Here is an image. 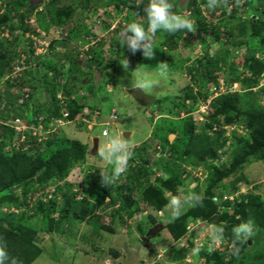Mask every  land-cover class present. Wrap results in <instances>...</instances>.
Returning a JSON list of instances; mask_svg holds the SVG:
<instances>
[{"label":"rangeland","instance_id":"374dc122","mask_svg":"<svg viewBox=\"0 0 264 264\" xmlns=\"http://www.w3.org/2000/svg\"><path fill=\"white\" fill-rule=\"evenodd\" d=\"M5 1L0 0V15L7 10ZM9 1L15 2V0ZM79 1L81 0L62 1L75 9L71 22L65 26L52 24L43 27L40 15H44L45 20L48 18L45 13L50 0H43L41 4L35 5V9L28 14L29 17L21 26L26 28L25 32L22 33L20 27L11 33L9 31L11 21L0 26V43L4 40L13 42L22 33L20 44L18 43L14 48L16 54L14 59H18L19 63L24 61L25 67L24 71L20 72L19 80L22 83L17 86L12 88L8 84L11 76L9 80L5 79L10 72L0 80V125H10L18 118L20 123L15 122V126H23L26 119L24 109H28V105L32 110L27 111V116L30 117V114L32 116L27 118V121L42 124L43 122H38L37 119L40 116L44 117L43 125L49 123L50 120L44 115L32 112L41 106L46 109L48 105L50 98L48 90L53 86L49 79H44L43 76L44 68L47 66L55 65L57 71L68 74L73 64L80 72V81L86 80L85 85L74 89L69 97L66 96L71 102L80 101L81 98L86 99L82 111L72 121L69 120V123L57 127L56 131H53V127L50 128L49 125L48 128L45 127L40 131H31L30 133H35V136H31L33 138L29 148L23 150L28 157L33 158L47 153L46 142L50 139L65 140L66 145L71 141H79L86 147L84 158L70 167L69 176L64 182L53 178L42 187L35 185L34 190L26 194L22 187L13 190L11 194L22 204L18 202L5 204L0 207V215L23 214L21 223L35 232L33 242L42 252L32 264H213L199 254L193 255L190 250H187L185 258L179 260H175L174 257L172 259L171 253L185 249L181 247L185 243H190L192 246L194 242L197 245L204 243L203 249L207 251L211 234L210 230H202L201 225L207 223L225 227L229 223L223 221L213 224L210 220L189 218L186 220L185 233L174 241L165 230V225L168 223L167 211L161 216L164 207L157 210L148 205L144 201L143 191L149 186L160 187L163 189L167 203L172 195L178 194L177 190L181 187L186 193L194 192L207 197L208 183L214 178L213 168L230 167L237 149L235 137L250 139V131L241 123L225 126L220 122L221 125H213L211 129H207L205 125L213 121L208 116L210 109L215 105V97L227 91L231 93L245 91L242 90L237 79H242L247 73L242 64L248 46L256 45L258 50L255 58L264 60V45L259 46L264 33L240 47H231L228 43V29L246 22L256 13L260 14L264 11V7L261 4L247 6L249 0H239L238 4L236 0H230V9L217 8L213 12L206 9L201 0H194L195 4L192 6H188L190 0H169L173 4V12L191 19L196 28V17L193 12L198 7L201 16L210 27L206 36L203 35L200 41L196 33L181 32L180 38L172 39L166 32H157L154 37L155 56L153 59H145L139 51L133 55L127 46L123 47L118 38V33L127 24L143 21L138 19L129 6L116 10L114 5L105 6L107 0H92L87 9L77 6ZM136 3L146 9L149 0H136ZM75 29L80 33L86 31L87 34H82L84 36L81 39L73 37L71 30ZM168 39L176 40L174 42L177 46L167 44ZM63 42H68V46H60ZM23 46L28 49H24ZM30 51L39 52V55L32 58L29 55ZM206 51L217 55L221 60L220 70L216 71L220 83V89L217 91L210 85L197 87L190 77L193 69L203 64L202 59ZM100 57L103 62L98 66L97 61ZM125 59L128 60V67L125 66ZM160 63L168 64L167 73L163 77L158 75L160 70L157 66ZM145 74L148 79L157 81L152 89L145 92L153 102L156 101L148 106L140 105L128 93L135 87L136 79ZM256 81L257 83L251 88L252 91L241 94L242 108L248 106L264 108V75ZM56 84L59 85L56 97L60 94L64 99L62 89L65 78H60ZM19 86V92L23 87L28 89V97L22 103L18 101L21 96L18 95L16 87ZM188 87H192L197 95L195 104H192V101L191 104L185 103L191 108L182 104L183 92ZM8 91L11 97L9 99L5 96ZM57 105H60L59 102ZM217 119L221 121L220 117ZM190 120L196 126L197 132L203 129L209 136L219 137V143L221 140L225 141L223 149L217 150L218 158L206 157L198 160L196 156L183 154V149L179 147L173 149L177 140L185 141L181 132L184 124ZM103 130H106L109 136L123 134L126 139H131L135 149L127 172L131 167L137 168L141 162L146 161L147 163L143 162L144 165H141L142 169L145 167L146 174L144 178L128 183L126 172L113 186H103L104 191L99 192L98 196H86V185L101 182L100 172L112 171L110 165L94 157L97 149L94 152L92 139L98 138V147L99 142L106 140L101 134ZM20 134L7 138L6 142L14 138L20 139ZM25 146L26 144L23 145ZM3 153L11 156L10 150L5 147ZM168 161L174 163V166L169 167ZM173 174L179 177V184L173 192H170L162 187V183ZM241 176L243 179L240 178ZM64 183L70 186L69 198L73 199L67 207H64L65 200L56 195L57 188L65 187ZM121 185H125L122 195L132 197L130 212L124 210L121 198H116L115 189ZM74 189H77V192H74ZM107 192L112 195L107 196ZM212 192L216 200L217 215L225 211L231 212L233 206L250 193L259 194L264 202V160H248L237 173L220 181ZM53 195L57 198L54 207L47 202L53 198ZM41 196H44L45 204L42 210H36V201ZM226 203H229L228 207L223 208L222 205ZM189 207L191 206L185 208L183 214ZM48 208L51 209L49 216L45 212ZM61 209H65L66 214L60 229L48 230V217L58 219ZM235 219H238V216ZM240 223H234L233 227ZM232 229L230 228L228 232L233 235ZM257 238L261 241L256 243ZM223 240V244L217 246L216 251L224 253V264H230L235 257L229 251L231 242L225 235ZM248 242L244 252L264 248V233L256 228V234ZM242 253L237 257L238 259Z\"/></svg>","mask_w":264,"mask_h":264},{"label":"trees","instance_id":"16d2710c","mask_svg":"<svg viewBox=\"0 0 264 264\" xmlns=\"http://www.w3.org/2000/svg\"><path fill=\"white\" fill-rule=\"evenodd\" d=\"M62 1L65 0H50L49 4L46 6L45 13L48 18L45 20L43 19L45 16L40 15V20H42L41 22L44 24L43 27H48L52 24L65 26L71 22L75 9L69 5H65ZM91 1L92 0H81L77 6H82L88 9L91 5ZM201 1L203 4H206V0ZM5 3L7 5V10L0 15V26L6 25L9 21H11L12 25L9 26V31L12 33L16 28H20L23 25L24 20L29 17L28 14L35 9V5L31 6L32 0H26L24 2L15 0V2L12 3L9 0H6ZM194 4V0H190L188 6H192ZM246 4L247 6L261 4L264 7V0H249ZM37 5L38 4H36V6ZM108 5H114L116 10H120L124 6H129V8L136 14L143 17L146 15L145 9L142 6L137 5L136 0H107L105 2V6ZM200 12L201 11L198 7H196L193 12L196 17V37L198 41L202 39V36L207 33L208 27H210V24L205 21ZM141 24H144V26L147 27L146 17L143 18ZM21 29L22 33L26 30V28L22 27ZM228 30V43L231 47L247 45L249 40H252L264 33V11L258 15L257 13L252 15L246 22L239 23ZM71 31L72 36L79 39L83 38L84 35L82 34H87L86 31L80 33L77 29ZM21 34L18 35L13 42L4 40V42L0 43V80L15 63L14 55L16 54L14 52V48L18 43L20 44L22 40ZM180 34L181 32H177L175 35H171L170 37L172 39L177 37L180 38ZM174 41L168 39L167 44L177 46V43ZM68 44V42H63L60 43V46L65 47L68 46ZM53 45L54 43L52 46ZM263 45L264 37L261 39L259 46ZM23 47L24 49H28V47ZM257 50L256 45L253 47L248 46V49L244 54L242 66L247 73H245L242 79H237V82H239L242 90L245 91H242L241 93L236 91L231 93L227 91L215 97V105H213L214 107L212 106V109H210L208 116L210 119H213V121H211V123L208 122V124L205 125L207 129H211L213 125L219 126L221 123L225 126L241 123L247 130L250 131V139L244 140L240 137H235L237 149L233 155L230 167L221 169L216 167L213 168L214 178L208 183L206 189L208 195L207 197H203L202 206L189 207L185 214L181 215L175 221L168 222L165 225V230L169 233L170 237L174 239V241L185 233L186 220L189 218L210 220L213 224H218L223 221L228 222V226L222 227L220 225L219 227L224 229L223 235L228 237L230 242L233 239V235L228 232L229 229L233 228L234 223L244 222L248 219L254 220L256 228H258L260 232L264 233V202L259 194H248L246 197H243L238 204L233 206L231 212L225 211L221 215H217V205L212 200L214 197L212 191L220 181L237 173L240 168L243 167V164L248 162V160H264V108H255L251 106L242 108L240 105L243 98V95L241 94H245L247 91L251 90V88L257 83L256 80L264 75V60L255 58ZM32 53L33 52L30 51L29 55L33 58ZM32 58H30L31 61H34ZM202 61L203 64H200L193 69L190 73V77L197 87L203 88L206 85H210L215 91H217L220 89V83L217 80L216 71L220 70L221 60L217 55L206 51V55ZM202 61H200V63ZM102 62L103 61L100 57V60L97 61L98 66L101 65ZM44 70V79H49L53 86L52 89H47L50 91V98L46 109L41 106V108H35L32 112L44 115L45 118L50 120L51 118L60 116L59 106L57 105L58 100L56 98L57 87L59 85L56 84V82L60 78H65V84L63 85L62 90L64 96L69 97L74 89H79L85 85L86 80L80 81V72L73 64L68 71V74H63L57 71V69H55V65L47 66ZM201 94L202 93H199V95ZM250 94L251 93H249V95ZM5 96L7 99L11 98L10 92L8 91ZM196 96L197 95L193 92L192 87L186 88L183 92L182 104L186 105V102L187 104H191V101L192 104H195ZM85 100L86 99L81 98L80 101H67L69 120L75 118V116L82 111L86 104ZM153 103H156V101ZM28 106L29 108L25 110L26 112H31L32 107L30 105ZM187 107L191 108L190 106ZM217 117H220L221 121H219ZM0 130V207L14 202L22 204L21 201L19 202L18 199L11 194L16 188L22 187L23 192L26 194L29 191L34 190L35 185L38 184L42 187L53 178L64 182L69 176L70 167L73 164H77L84 158V151L86 150V147L79 143V141H71L68 145H66L65 140L61 141L54 139H50L46 142V149L48 150L45 155H36L35 157L30 158L24 152L17 151L12 152L11 156H6L3 153L4 147L7 143L6 139L11 138L14 133L10 128L3 125H0ZM181 134L185 137V141L177 140L174 143L175 145L173 146V149L176 150L179 147L183 149V154L196 156L198 160H203L206 157H210L212 159L218 158L217 150H222L224 146L223 144H225V141L222 140L221 143H219V137H211L203 129L197 132L196 126L191 120L184 124ZM4 139L5 142L3 143ZM131 162L132 160L129 161V164ZM143 162L147 163L146 161ZM143 162H141L140 166L137 168L131 167V169L127 172L126 181L128 183H133L144 178L146 171L145 167L144 169L141 168ZM167 163L169 167L174 166V163L171 161H168ZM240 178L243 179L242 176ZM178 180L179 177L176 174H173L172 176L170 175V177L162 183V187L167 191L173 192L179 184ZM65 184L66 183H64V185ZM124 186L125 185H121L115 189L116 198H121L124 210L130 212L132 197L130 195H122ZM69 190V185H65V187H58L56 190V195L65 200L64 207L69 206L73 200L69 198ZM102 191H104V187L100 181L99 183H90L85 187L86 196H98L99 192ZM111 195L112 194L110 192H107V196L110 197ZM143 198L148 205L157 210H161L167 204V199L163 195V189L160 187H147L143 191ZM56 199L55 195H53V198L48 201L49 204L54 207L56 205ZM44 204V202L38 199L36 201V210H42ZM228 204L229 203L222 205L223 208L228 207ZM50 211V208L45 210L47 216H49ZM65 214L66 210L61 209L58 219L48 217V230H59L62 222L64 221ZM236 216H238V219H235ZM22 218L23 214L15 215L10 213L0 215V237L7 242V251L10 258L15 257L18 264H32L35 259L40 256L42 250L33 242L35 232L21 223ZM260 241V238L255 240L256 243ZM248 244L249 242L247 241L246 243L240 245V254L243 252L241 257L238 259L237 256H235L231 260L230 264H264V248L253 252H244ZM223 254L224 253H220L219 251H214L212 254H208V251L204 249L199 252V255L205 257L207 262L212 261L213 264H224ZM186 256V249H179V251L171 253V258L173 259L174 257L175 260L183 259ZM167 257H170V255H167ZM6 264H9V262H6Z\"/></svg>","mask_w":264,"mask_h":264},{"label":"clouds","instance_id":"9594fccd","mask_svg":"<svg viewBox=\"0 0 264 264\" xmlns=\"http://www.w3.org/2000/svg\"><path fill=\"white\" fill-rule=\"evenodd\" d=\"M236 3L238 4L239 0H236ZM205 7L206 9L214 12L217 8L230 9L231 4L230 0H206ZM172 9L173 4L170 3L169 0H149V3L145 9L146 15L144 16L146 17L147 27H145L144 24L138 22H131L127 24L118 33L120 43L123 45V47L127 46L128 50L133 55L139 51L142 53V56L145 59H153L155 56L154 49H156V47H154V37L156 36L157 32L163 31L169 35H175L177 32L196 33L194 22L183 15L175 14ZM136 15L138 19L144 18H139L138 14ZM33 53L32 56L35 57ZM124 63L125 66L128 67L127 59H125ZM157 68L160 70L158 75L163 77L167 73L168 64L160 63ZM156 83L157 81L148 79L147 74H145V76L136 79L135 89L141 90L143 93H145L147 90L152 89ZM10 86L13 88V85ZM18 95L20 96L19 93ZM28 112L25 110V121H27V118L31 117V115L30 117L27 116ZM59 114L60 116L56 118L61 117L60 109ZM16 119L12 121L13 125ZM12 124L6 126H8V128L13 131V135H16ZM108 125L109 123L106 124V126ZM102 136L106 137V140L99 142L98 147L96 146V148H93V150L95 152L97 149L96 155L94 157H98L102 162L112 167L111 173L100 172L102 177L101 184L105 187H108L113 186L117 180L127 172L129 161L134 156L135 144L130 138L126 139L123 134L109 136L106 132L105 135L102 134ZM95 139L98 143V138L94 137L92 139L93 146ZM6 147L7 145L5 148ZM94 152L91 151L92 154H94ZM80 190H82V188ZM177 191L178 194L172 195L170 197L168 203L164 206V209H162L160 213V215L163 216L165 211H167V222H173L178 219L183 214L186 207L202 206L203 204V197L200 194L194 192L186 193L183 187L179 188ZM74 192H77V189H74ZM43 197L41 196L39 198L42 202L44 199ZM213 202H216L215 198H213ZM201 229L210 230L211 242L208 244L207 251L208 254H212L217 250V246L222 245L224 242V229L217 225H208L207 223H203L201 225ZM232 232L233 239L229 245V251L231 255L238 257L241 252L240 245L249 241L256 234L255 222L252 219L241 222L240 224L233 227ZM200 251L201 247L196 246L192 249V254L198 255ZM6 262H9V264H18V261L15 257H9V253L7 251V242L2 237H0V264H6Z\"/></svg>","mask_w":264,"mask_h":264},{"label":"built area","instance_id":"2783aa9c","mask_svg":"<svg viewBox=\"0 0 264 264\" xmlns=\"http://www.w3.org/2000/svg\"><path fill=\"white\" fill-rule=\"evenodd\" d=\"M34 56H38L39 55V52H34L33 53ZM24 61H21L20 63L18 62V59H15V63L14 65L10 68V70L8 72H10L9 74L6 75L5 79L6 80H9L8 78L11 76V79L9 80V85H13V86H17V84H20L22 83L19 78H21V73L20 72H23L24 71ZM18 88L19 87H16L17 89V92L18 91ZM20 98L18 99V101L20 103H22L24 101L25 98L28 97V89L25 87L21 88L20 89ZM58 100H59V106H60V113H61V117L60 118H51L49 123L47 125H43L44 123V117H38V122L41 121L42 124L39 123L36 124V123H31L30 121H25V123H23L24 125L21 126V127H17L14 125H12L13 129H14V132L15 134L17 135L18 133H21V138L20 139H12L11 141H8L7 142V147L6 149L7 150H10V152H17V151H20V150H27L29 148V144L31 143V140L33 137L31 136H35V133H30L31 131H34V130H42L43 128L47 127L48 125L51 127H53V131L56 130L57 127H61L63 125H65L66 123H69V113L67 111V106H68V99L64 96L62 99V97L60 96V94L58 95ZM43 120V121H42ZM15 122L17 123H20V120L19 119H16ZM37 126H38V129H37ZM48 128V127H47ZM90 128V127H89ZM18 132V133H17ZM106 131H103L102 134L105 135ZM15 140H18V141H15ZM26 144L25 147H23V145ZM191 227V225H189ZM188 226V228H189ZM181 240V239H180ZM184 244V243H182ZM203 245L204 243L202 244H199L197 245L196 242L193 243L192 246H190V243H185V245H182L181 247L182 248H185L186 250H190L192 252V249L196 246H200L201 247V250L203 249ZM188 261V260H187Z\"/></svg>","mask_w":264,"mask_h":264},{"label":"water","instance_id":"95a60500","mask_svg":"<svg viewBox=\"0 0 264 264\" xmlns=\"http://www.w3.org/2000/svg\"><path fill=\"white\" fill-rule=\"evenodd\" d=\"M42 0H32V5L34 6L36 4L41 3ZM129 95L140 105L148 106L153 102V99H151L149 96H147L145 93H143L141 90L135 89V87L131 88L129 90ZM97 146V140H94V149Z\"/></svg>","mask_w":264,"mask_h":264},{"label":"crops","instance_id":"0c3cea01","mask_svg":"<svg viewBox=\"0 0 264 264\" xmlns=\"http://www.w3.org/2000/svg\"><path fill=\"white\" fill-rule=\"evenodd\" d=\"M126 134V133H125Z\"/></svg>","mask_w":264,"mask_h":264}]
</instances>
